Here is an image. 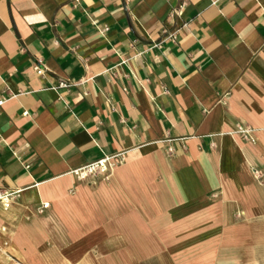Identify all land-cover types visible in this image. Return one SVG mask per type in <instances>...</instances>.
<instances>
[{
  "label": "crops",
  "instance_id": "crops-1",
  "mask_svg": "<svg viewBox=\"0 0 264 264\" xmlns=\"http://www.w3.org/2000/svg\"><path fill=\"white\" fill-rule=\"evenodd\" d=\"M0 97V264L264 258V0H0Z\"/></svg>",
  "mask_w": 264,
  "mask_h": 264
},
{
  "label": "built area",
  "instance_id": "built-area-1",
  "mask_svg": "<svg viewBox=\"0 0 264 264\" xmlns=\"http://www.w3.org/2000/svg\"><path fill=\"white\" fill-rule=\"evenodd\" d=\"M169 37L173 38L174 35L170 34ZM59 85L66 86L67 84L65 82H61ZM2 103H3V98L0 97V105ZM118 156L119 154L104 156L98 160L92 161L81 167L73 169L72 173L77 177L85 178L86 176L95 174L97 172H105L108 164L112 162L114 159H116ZM19 191H20L19 189H10V188L0 189V204L3 207V209H8L10 207L12 200L16 196H18ZM47 205H48L47 203H44L43 207H46Z\"/></svg>",
  "mask_w": 264,
  "mask_h": 264
},
{
  "label": "rangeland",
  "instance_id": "rangeland-1",
  "mask_svg": "<svg viewBox=\"0 0 264 264\" xmlns=\"http://www.w3.org/2000/svg\"><path fill=\"white\" fill-rule=\"evenodd\" d=\"M3 246H5L4 244L2 245V246H0V252L2 253V256L4 257V260L6 259H10V258H8V256L6 255V253L4 252L5 250H4V248H3ZM0 253V254H1ZM256 264H264V258H260L257 262H256Z\"/></svg>",
  "mask_w": 264,
  "mask_h": 264
}]
</instances>
